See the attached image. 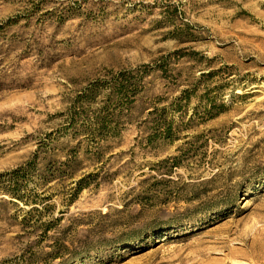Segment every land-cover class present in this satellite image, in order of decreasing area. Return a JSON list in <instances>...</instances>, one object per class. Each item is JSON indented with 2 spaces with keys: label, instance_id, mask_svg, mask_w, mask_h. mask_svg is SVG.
I'll use <instances>...</instances> for the list:
<instances>
[{
  "label": "rangeland",
  "instance_id": "1",
  "mask_svg": "<svg viewBox=\"0 0 264 264\" xmlns=\"http://www.w3.org/2000/svg\"><path fill=\"white\" fill-rule=\"evenodd\" d=\"M261 254L264 0H0V264Z\"/></svg>",
  "mask_w": 264,
  "mask_h": 264
},
{
  "label": "trees",
  "instance_id": "2",
  "mask_svg": "<svg viewBox=\"0 0 264 264\" xmlns=\"http://www.w3.org/2000/svg\"><path fill=\"white\" fill-rule=\"evenodd\" d=\"M140 73H145V72H140ZM129 77H133L131 72H123V79L124 78L129 79ZM138 77L141 78V76H138ZM117 85H118L117 92L126 95V97H128V98L135 96V94H136L135 91L130 88V84L126 80H125V84L120 83ZM112 117H113V115L110 114L109 120L104 119V118H100L99 121H96L94 127L91 130L93 132V134H95V133H98V134L110 133L113 130V127L111 126V124L112 123L116 124V121L113 122ZM18 172H20V171H15L12 173V175L13 176L17 175Z\"/></svg>",
  "mask_w": 264,
  "mask_h": 264
},
{
  "label": "bare ground",
  "instance_id": "3",
  "mask_svg": "<svg viewBox=\"0 0 264 264\" xmlns=\"http://www.w3.org/2000/svg\"><path fill=\"white\" fill-rule=\"evenodd\" d=\"M257 259H258V260H259V259L264 260L263 254L259 255V256L257 257Z\"/></svg>",
  "mask_w": 264,
  "mask_h": 264
}]
</instances>
